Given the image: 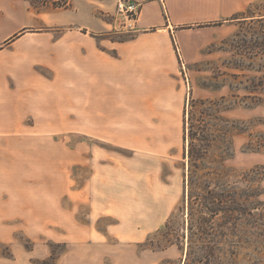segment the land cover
Segmentation results:
<instances>
[{"label":"crops","instance_id":"1","mask_svg":"<svg viewBox=\"0 0 264 264\" xmlns=\"http://www.w3.org/2000/svg\"><path fill=\"white\" fill-rule=\"evenodd\" d=\"M117 1L67 0V9L51 2L34 11L29 0H0V136L80 135L130 151L123 157L89 147L86 185L71 191L87 200L91 222L115 220L88 231L95 244L108 236L139 242L171 210L150 187L161 182L173 127L183 125L187 105L171 85L177 29L230 21L257 0H131L141 7L137 34L111 42L103 37L113 26L105 17ZM135 183L146 197L135 195Z\"/></svg>","mask_w":264,"mask_h":264},{"label":"rangeland","instance_id":"2","mask_svg":"<svg viewBox=\"0 0 264 264\" xmlns=\"http://www.w3.org/2000/svg\"><path fill=\"white\" fill-rule=\"evenodd\" d=\"M261 1H255V7L247 8L230 21L177 29L173 41L177 64L175 62L171 85L174 91L184 93L185 107L192 99L212 100L231 92L242 96L244 92L236 88L247 83L246 77L264 74L263 51L247 49L254 29L259 28L252 25L257 17L248 16L251 12L256 15L264 10V5L258 4ZM29 2L34 11L51 2L55 8L68 7L67 0ZM140 8L139 5L136 19ZM105 19L113 23L103 35L111 42L127 41L137 34L136 19L126 21L116 10ZM24 32L32 30L24 29L21 34ZM180 41L185 44L184 49ZM239 81L242 84L239 85ZM232 101L235 100L232 98ZM222 116L245 121L264 119V108H238ZM151 128L161 131V127ZM170 137L173 153H169L168 160L163 162L158 187H150V196L161 195L171 202L165 224L139 242L108 236L101 244H95L88 237V231L94 227L104 231L115 224V220L105 216L97 223L91 222L87 218V200L79 199L78 194L71 191L81 190L86 185L91 170L85 162L89 147L97 144L123 157L130 151L80 135L57 134L36 139L20 135L0 136V264H184L189 218L185 205L181 203L183 174L187 170V161L183 159L182 124L173 127ZM245 142L243 136L234 137L233 156L224 163L225 167L236 171L234 178L238 181V189L247 186L241 183L245 174L240 173L264 166V155L245 150ZM143 152V149L136 150V153ZM254 188L260 192L255 198L259 209L254 211L259 215L256 219L259 220V229L246 221L242 233L236 232L238 237L243 233L252 237L254 232L264 236V179L258 180ZM145 190L143 184L135 183L137 197H146ZM262 237H258L259 241ZM251 248H246L242 242L237 243L234 249H230L233 255L226 263L263 264L264 253L258 254L257 247L256 251ZM217 257L216 253L215 261Z\"/></svg>","mask_w":264,"mask_h":264},{"label":"trees","instance_id":"3","mask_svg":"<svg viewBox=\"0 0 264 264\" xmlns=\"http://www.w3.org/2000/svg\"><path fill=\"white\" fill-rule=\"evenodd\" d=\"M255 4L252 3L248 9ZM258 4L264 5V0ZM248 17H257L252 25L259 28L254 29L247 49H259L264 54V10L256 15L251 12ZM246 82L236 88L244 92L242 96L231 92L212 100L192 99L184 108L182 148L187 170L183 174L181 203L185 205L189 218L184 264H227L228 257L233 255L230 249L240 242L246 248L252 246L255 251L259 250L258 254L264 253V236L259 232L252 233V237H248L247 233L241 237L236 234L242 233L243 223L248 221L259 229V220H256L259 215L254 211L259 209L255 198L260 196V192L254 184L264 179V166L240 173L245 174L241 183L247 186L238 189V181L234 178L236 171L224 165L233 156L232 140L237 136L245 137V150L264 155V119L245 121L222 116L238 108H264V74L246 77ZM197 115L198 118H195ZM259 236H263L261 241Z\"/></svg>","mask_w":264,"mask_h":264},{"label":"built area","instance_id":"4","mask_svg":"<svg viewBox=\"0 0 264 264\" xmlns=\"http://www.w3.org/2000/svg\"><path fill=\"white\" fill-rule=\"evenodd\" d=\"M139 10V4L131 0H118L116 4L117 13L126 21H135Z\"/></svg>","mask_w":264,"mask_h":264}]
</instances>
